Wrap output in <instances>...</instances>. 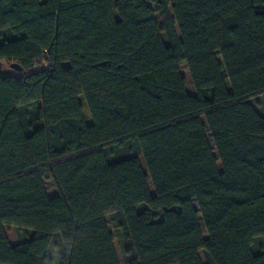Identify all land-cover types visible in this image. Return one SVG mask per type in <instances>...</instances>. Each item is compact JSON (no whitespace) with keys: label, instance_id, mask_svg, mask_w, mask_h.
<instances>
[{"label":"trees","instance_id":"1","mask_svg":"<svg viewBox=\"0 0 264 264\" xmlns=\"http://www.w3.org/2000/svg\"><path fill=\"white\" fill-rule=\"evenodd\" d=\"M259 96L264 0H0V264H264Z\"/></svg>","mask_w":264,"mask_h":264},{"label":"rangeland","instance_id":"2","mask_svg":"<svg viewBox=\"0 0 264 264\" xmlns=\"http://www.w3.org/2000/svg\"><path fill=\"white\" fill-rule=\"evenodd\" d=\"M156 19L158 20V23H160V19H159L158 16H156ZM179 69H180L181 73L183 74V76L186 79L187 92L189 94L194 95V90H193V87L191 85V82H190V79H189V75H188V72L186 70V67H185L184 63H180L179 64ZM3 70H4L5 73L16 74V71H14V69L10 68L7 65L3 66ZM79 101L83 105V115H84V117L89 119L88 111L86 109V106H85V103H84V100H83L82 96H80ZM249 103L259 112L260 115L264 116V99H263L262 96L250 99ZM140 163H141V166H142L143 170L145 171V167H144L142 159H140ZM43 184H44L46 193L48 195H54V196L56 195V193H57L56 189H55L53 183L48 178H45L43 180ZM148 185H149L150 191L152 192L150 183H148ZM200 227H201L203 236H205L206 235L205 234V230H204V227L202 226L201 222H200ZM4 229H5V232H6V235H7L8 239L10 241H15L16 239H19L20 235L22 234V233L20 234L19 231L16 228L12 227V226H5ZM199 256H200V259H201L202 263L206 264L202 252H199Z\"/></svg>","mask_w":264,"mask_h":264},{"label":"crops","instance_id":"3","mask_svg":"<svg viewBox=\"0 0 264 264\" xmlns=\"http://www.w3.org/2000/svg\"><path fill=\"white\" fill-rule=\"evenodd\" d=\"M49 196H54V195H49ZM8 238V237H7ZM8 241H9V243H10V245H16V244H18V239H16L15 241H10L9 239H8Z\"/></svg>","mask_w":264,"mask_h":264},{"label":"water","instance_id":"4","mask_svg":"<svg viewBox=\"0 0 264 264\" xmlns=\"http://www.w3.org/2000/svg\"><path fill=\"white\" fill-rule=\"evenodd\" d=\"M10 67L14 70H20L19 66L15 65V64L10 65Z\"/></svg>","mask_w":264,"mask_h":264}]
</instances>
